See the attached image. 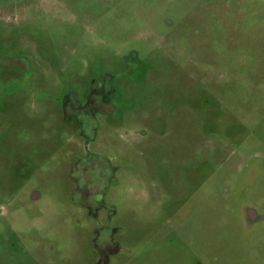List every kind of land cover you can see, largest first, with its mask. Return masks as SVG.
<instances>
[{"label": "rangeland", "instance_id": "rangeland-1", "mask_svg": "<svg viewBox=\"0 0 264 264\" xmlns=\"http://www.w3.org/2000/svg\"><path fill=\"white\" fill-rule=\"evenodd\" d=\"M0 264H264V0H0Z\"/></svg>", "mask_w": 264, "mask_h": 264}, {"label": "flooded vegetation", "instance_id": "flooded-vegetation-1", "mask_svg": "<svg viewBox=\"0 0 264 264\" xmlns=\"http://www.w3.org/2000/svg\"><path fill=\"white\" fill-rule=\"evenodd\" d=\"M97 98L99 99L100 103H106V102H107L105 96L103 95V92H101V93L97 96ZM87 103H89V104H91V105L93 104V106H95V101H94V100H93V101H89V102H87Z\"/></svg>", "mask_w": 264, "mask_h": 264}]
</instances>
